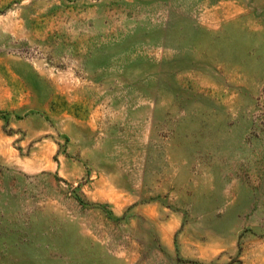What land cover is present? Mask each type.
<instances>
[{
	"label": "rangeland",
	"instance_id": "obj_1",
	"mask_svg": "<svg viewBox=\"0 0 264 264\" xmlns=\"http://www.w3.org/2000/svg\"><path fill=\"white\" fill-rule=\"evenodd\" d=\"M0 264H264V0H0Z\"/></svg>",
	"mask_w": 264,
	"mask_h": 264
}]
</instances>
